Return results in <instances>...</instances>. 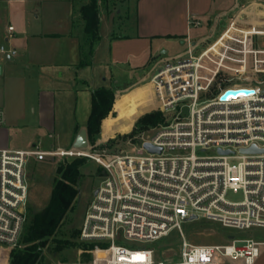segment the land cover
Masks as SVG:
<instances>
[{
	"label": "built area",
	"instance_id": "obj_1",
	"mask_svg": "<svg viewBox=\"0 0 264 264\" xmlns=\"http://www.w3.org/2000/svg\"><path fill=\"white\" fill-rule=\"evenodd\" d=\"M189 24L202 22L191 16ZM263 39L264 24L248 25L236 15L215 41L189 42L182 56L156 62L151 111L167 118L129 139L138 144L137 154L91 146L0 148V251L20 245L28 219L30 162L83 156L101 165L104 179L87 208L80 238L109 246L97 248L91 261L61 264H224L226 257L254 264L264 241L232 236L226 244H193L183 223L202 217L239 230L264 228ZM0 53L15 56L17 50L1 45ZM228 91L240 92L224 98ZM4 121L0 107V125ZM146 142L162 151H149ZM252 146L259 151L242 152ZM231 191L243 199H227ZM174 229L181 238L179 260L159 259L153 247L118 242L152 243Z\"/></svg>",
	"mask_w": 264,
	"mask_h": 264
},
{
	"label": "crops",
	"instance_id": "obj_2",
	"mask_svg": "<svg viewBox=\"0 0 264 264\" xmlns=\"http://www.w3.org/2000/svg\"><path fill=\"white\" fill-rule=\"evenodd\" d=\"M87 2L82 0L76 8L70 0H0V46L6 44L7 48L17 50L15 56L0 53V107L5 114V121L0 125V148L38 146L46 151L55 149L53 145L51 149L42 148L41 144L45 133L51 135L55 130L58 94H66L60 97L62 103L64 98L63 107L66 108L69 102L60 79L65 71L74 69L79 77L80 69L85 68L80 65L85 46L80 8ZM236 15L248 25L264 24V0H137L134 22L124 24L121 34L116 30L110 33L109 57L112 62L123 63L138 57L156 59L159 46H156L155 39L158 37L178 39L186 43L187 48L189 42H213L220 33L219 29ZM191 16L200 19L202 25L191 26ZM9 18H13L14 23H9L5 29L4 22ZM11 25L13 31L8 29ZM203 26L209 33L195 36L193 29ZM100 43L96 45L88 67L93 66ZM79 80L86 82L85 78ZM146 84L151 86L148 101L137 102L142 104V109L147 104H156L153 86L151 82L142 85ZM132 106L133 103L117 107L116 103L113 111L122 115ZM146 110L150 112L152 108ZM111 113L109 115L113 117ZM86 125H76L68 149L74 148L79 132L86 129ZM78 126L80 131L77 133ZM114 135L102 138L107 140Z\"/></svg>",
	"mask_w": 264,
	"mask_h": 264
},
{
	"label": "rangeland",
	"instance_id": "obj_3",
	"mask_svg": "<svg viewBox=\"0 0 264 264\" xmlns=\"http://www.w3.org/2000/svg\"><path fill=\"white\" fill-rule=\"evenodd\" d=\"M88 1V0H83ZM136 1H130V12L127 10L128 0H109L101 3V39L99 42L100 47L97 51V57L95 58L93 66H85L80 69L79 77L76 75V70L65 71L64 76L60 79V84L66 88L67 93V107H63L61 102V95L58 94L57 101V120L55 123V130L49 133H45V137L41 144L42 148H64L71 147V135H73L77 124L86 125L91 108V92L100 87L107 86L113 87L117 90V98L115 100L113 109L111 112L113 117L110 116L104 125L102 123V129L100 136L97 138V150L103 152L113 153H131L137 154L138 144H129V139L135 137L138 133L132 134L135 127V120L138 116H142L147 113L146 109L151 106L146 105L142 109V104L137 103L139 100L148 101L147 95L150 91V84L148 83L151 77L157 72L155 69L156 62L164 60H170L177 56H182L187 49L186 43H181L180 40L170 38H156V46L158 57L153 59L152 57H138L132 59L130 62H112L109 57V36L110 33L116 30L121 34L124 24H132L136 16ZM74 7H78L82 0H70ZM114 20V26L112 21ZM14 20H5L3 27L7 29L9 23ZM223 26L219 29H221ZM194 35L205 36L209 33L206 26L200 29H193ZM195 35V36H196ZM253 46L256 47V38L253 40ZM264 45V39L261 41ZM7 46L6 44H4ZM241 48V46H237ZM165 52V53H163ZM4 55V54H3ZM236 56V55H235ZM249 57V56H248ZM1 66V64H0ZM77 77V78H76ZM85 78L86 82L79 80ZM59 79V78H58ZM142 80V81H141ZM137 81H141L138 83ZM78 89V90H77ZM78 97L76 98V94ZM125 94V95H124ZM66 99V98H65ZM118 100V101H117ZM117 101V107L123 105L133 106L129 108L128 112L124 114H118L113 111ZM62 104V105H61ZM143 110H145L143 112ZM143 112V113H142ZM142 113V114H141ZM141 114V115H139ZM137 121V120H136ZM110 139L103 140L102 136L110 137ZM90 147V145H89ZM88 147V148H89ZM63 158L47 157L42 161L32 160L28 167V182H29V204L35 207L37 210L44 209L50 201L54 180L58 177L57 167L58 163ZM104 179V169L99 163L93 159L87 160V162L81 167V176L79 178L78 189L79 195L77 202L73 209L66 216L59 236L63 238H69L73 243H91L93 240H82L80 238L81 228L84 222L87 208L93 199L94 192L97 187L100 186ZM227 199L231 201H241L243 195L241 192H229ZM183 230L186 239L193 244H226L232 241L234 238H254L258 241H264V228H253L250 230H239L235 228L224 227L220 222L213 220H207L202 217L194 221H187L183 223ZM79 231V234H75ZM98 242V241H97ZM130 248L141 247H153L156 250L157 257L162 260H179L181 254L180 242L178 230L174 229L168 237L155 242H138L131 240L118 241ZM107 243V242H106ZM102 247V248H107ZM99 247L87 252L85 254L81 246H68L63 250L54 253L48 252V261L53 264H61L63 262H87L95 258V250ZM12 249H2L0 251V264H10V254ZM261 256L258 262L254 264H264V246L261 247ZM224 264H247L244 259L226 257Z\"/></svg>",
	"mask_w": 264,
	"mask_h": 264
},
{
	"label": "trees",
	"instance_id": "obj_4",
	"mask_svg": "<svg viewBox=\"0 0 264 264\" xmlns=\"http://www.w3.org/2000/svg\"><path fill=\"white\" fill-rule=\"evenodd\" d=\"M109 0H89L80 8V18L84 23L85 36L84 57L80 65L92 63L96 45L101 39V3ZM117 1V0H116ZM91 110L86 129L89 145L97 148V138L102 131V123L110 116L118 96L113 87L101 86L92 91ZM117 103V101H116ZM116 107V104H115ZM106 118V119H105ZM166 115L159 110L147 112L135 122L133 133L165 123ZM80 127L76 128V132ZM88 157H66L58 163V177L54 180L51 198L47 206L37 210L29 204L28 219L22 234L20 245L13 248L10 264H53L48 261L47 253H57L68 246H81L85 254L95 247H106L109 243L92 241L91 243H73L69 238L59 236L61 226L68 213L75 206L78 195V183L81 167L89 160ZM79 234V231L75 233Z\"/></svg>",
	"mask_w": 264,
	"mask_h": 264
},
{
	"label": "water",
	"instance_id": "obj_5",
	"mask_svg": "<svg viewBox=\"0 0 264 264\" xmlns=\"http://www.w3.org/2000/svg\"><path fill=\"white\" fill-rule=\"evenodd\" d=\"M2 72V70L0 71ZM240 91H228L226 92V94L224 95V98H226L229 94H236ZM243 92L248 93L250 92L249 90H244ZM89 147V140H88V134H87V129H81V131L79 132L77 139L74 143V148L76 149H87ZM144 147L146 149H148L151 152H161L162 148L158 147V146H154L152 143L150 142H146L144 143ZM259 151V149H257L256 146H252L249 149H243L242 152H257ZM224 153V151H221ZM226 154H229L230 151H226ZM97 192V191H96ZM192 218H196V216H193Z\"/></svg>",
	"mask_w": 264,
	"mask_h": 264
}]
</instances>
